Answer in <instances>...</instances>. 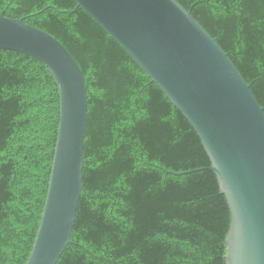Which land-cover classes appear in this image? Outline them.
I'll use <instances>...</instances> for the list:
<instances>
[{
  "label": "trees",
  "instance_id": "1",
  "mask_svg": "<svg viewBox=\"0 0 264 264\" xmlns=\"http://www.w3.org/2000/svg\"><path fill=\"white\" fill-rule=\"evenodd\" d=\"M179 1L264 107V0ZM0 13L60 40L88 85L85 188L57 264H225L230 205L199 134L161 87L76 0H0ZM59 123L51 70L0 48V264L30 256Z\"/></svg>",
  "mask_w": 264,
  "mask_h": 264
},
{
  "label": "water",
  "instance_id": "2",
  "mask_svg": "<svg viewBox=\"0 0 264 264\" xmlns=\"http://www.w3.org/2000/svg\"><path fill=\"white\" fill-rule=\"evenodd\" d=\"M165 92L199 134L231 208L225 264H264V107L215 38L179 0H76ZM70 12H73L71 10ZM0 48L41 60L60 92L47 198L26 264H57L84 190L88 85L68 48L0 13Z\"/></svg>",
  "mask_w": 264,
  "mask_h": 264
}]
</instances>
